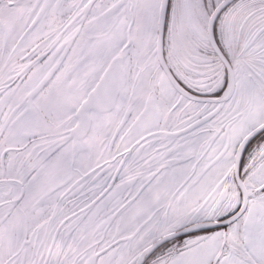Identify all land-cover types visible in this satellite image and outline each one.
Wrapping results in <instances>:
<instances>
[{
  "label": "snow or ice",
  "instance_id": "snow-or-ice-1",
  "mask_svg": "<svg viewBox=\"0 0 264 264\" xmlns=\"http://www.w3.org/2000/svg\"><path fill=\"white\" fill-rule=\"evenodd\" d=\"M0 264H264V0H0Z\"/></svg>",
  "mask_w": 264,
  "mask_h": 264
}]
</instances>
